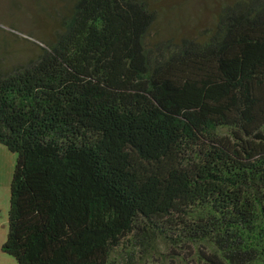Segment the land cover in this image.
Wrapping results in <instances>:
<instances>
[{"label":"trees","instance_id":"obj_1","mask_svg":"<svg viewBox=\"0 0 264 264\" xmlns=\"http://www.w3.org/2000/svg\"><path fill=\"white\" fill-rule=\"evenodd\" d=\"M186 1L52 0L45 35L0 27L30 46L0 48L16 264H264V0Z\"/></svg>","mask_w":264,"mask_h":264},{"label":"rangeland","instance_id":"obj_2","mask_svg":"<svg viewBox=\"0 0 264 264\" xmlns=\"http://www.w3.org/2000/svg\"><path fill=\"white\" fill-rule=\"evenodd\" d=\"M11 0H0V27L22 32L25 35V28L27 27L31 30H39L38 34L45 35L44 32H49L54 24V20L51 17V6L47 5V3L51 2L52 0H40L43 2V6L40 5V8L37 10L33 9H24L23 6L21 8H17L16 11L12 10L9 6V2ZM176 1V0H175ZM199 0H188L184 2L188 5L187 11L190 13L197 12L199 9ZM183 0H180V3ZM201 15L207 13L206 8H202ZM206 9V10H205ZM14 11V13H12ZM36 14V16H35ZM192 14H190L192 16ZM30 21H27V20ZM24 21H27L24 23ZM37 21V22H36ZM30 23V24H27ZM14 25V26H13ZM16 26L20 27L17 28ZM27 26V27H26ZM17 33V34H20ZM28 33V32H26ZM1 34V32H0ZM28 46L23 41H15L8 36H0V48L4 49H11L15 53L17 51H27ZM23 53V52H21ZM17 54V53H16ZM14 161V155L7 151L4 146L0 144V239L3 238V234L6 231V224H5V213L7 207V198H8V186H9V178ZM2 234V235H1ZM13 260V259H12ZM14 261V260H13ZM15 262V261H14Z\"/></svg>","mask_w":264,"mask_h":264},{"label":"crops","instance_id":"obj_3","mask_svg":"<svg viewBox=\"0 0 264 264\" xmlns=\"http://www.w3.org/2000/svg\"><path fill=\"white\" fill-rule=\"evenodd\" d=\"M6 214V213H5ZM6 232V231H5ZM5 232L2 233L3 234V238L5 236ZM1 234V235H2ZM3 238L0 239V247H1V243L3 241ZM0 264H16L11 257H9L8 255H6L5 253L2 252L1 248H0Z\"/></svg>","mask_w":264,"mask_h":264}]
</instances>
